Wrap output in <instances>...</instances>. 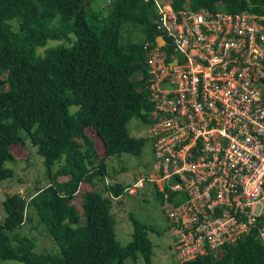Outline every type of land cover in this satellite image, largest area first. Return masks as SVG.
<instances>
[{
	"label": "trees",
	"instance_id": "trees-1",
	"mask_svg": "<svg viewBox=\"0 0 264 264\" xmlns=\"http://www.w3.org/2000/svg\"><path fill=\"white\" fill-rule=\"evenodd\" d=\"M170 2L175 11L187 6L264 14V0ZM154 17L152 0H109L102 9L90 6L89 0H0V182L13 177L5 167L15 160L10 147L24 146L26 140L43 159L48 180L28 198L5 195L0 260L125 264L126 259H142L152 264L149 234L156 232L134 214L128 215L131 240L122 246L116 239L111 209L122 204L128 185L106 183L98 190L96 184L108 177V158L140 156L147 142L145 137H131L127 125L136 119L148 126L146 58L151 48L147 44L155 45L158 37ZM125 26L138 29L144 40L121 42ZM71 35L74 42L69 47H45ZM87 129L96 133L101 154ZM85 185L90 189H83ZM77 196L81 212L72 204ZM155 196L158 202L162 199L157 189ZM34 218L42 234L54 242L56 254L40 252L38 239L22 231L26 223L34 231ZM257 225H264V219ZM170 264H264V242L254 229L235 245Z\"/></svg>",
	"mask_w": 264,
	"mask_h": 264
},
{
	"label": "built area",
	"instance_id": "built-area-1",
	"mask_svg": "<svg viewBox=\"0 0 264 264\" xmlns=\"http://www.w3.org/2000/svg\"><path fill=\"white\" fill-rule=\"evenodd\" d=\"M152 1L167 42L147 44L152 172L124 192H161L177 262L264 242V14Z\"/></svg>",
	"mask_w": 264,
	"mask_h": 264
},
{
	"label": "rangeland",
	"instance_id": "rangeland-1",
	"mask_svg": "<svg viewBox=\"0 0 264 264\" xmlns=\"http://www.w3.org/2000/svg\"><path fill=\"white\" fill-rule=\"evenodd\" d=\"M170 0H165L169 2ZM109 0H89V5L95 9L106 7ZM134 30V31H133ZM141 42L144 40L143 34L130 26L123 27L121 42L126 40ZM74 42V36H69L66 40L49 41L47 47H69ZM44 48L38 51L42 52ZM135 79H140L137 75ZM74 111L75 109H71ZM128 133L131 137H145L147 128L141 125L136 119H133L127 125ZM87 135L94 141V147L97 153L103 152V147L96 133L92 129L86 130ZM24 136V134H22ZM10 153L14 157V161L6 162L5 167L13 171V177L0 182V219L3 218V209L1 202L7 194H20L28 198L32 195L36 188L46 186L48 180L45 176V168L42 165V158L36 153V148L32 147L26 140L25 145H17L10 147ZM56 168V167H55ZM106 171L108 177L105 183H97L98 190H104L106 183L113 185L121 183L129 185L139 178L148 177L152 172V153L150 141L147 140L140 156L122 155L119 158L110 157L106 160ZM67 177H59V181H65ZM83 189H90L88 185L82 186ZM160 199V198H159ZM80 198L77 196L72 200V204L81 212L79 204ZM121 205L113 204L111 213L115 216L116 226L115 233L117 241L122 245H126L131 240L132 228L128 219L129 213L134 214L139 221L152 227L156 233H150L149 238L154 244L152 264H170L176 261L173 238L167 230V220L164 214L163 206L160 201L156 200L155 189L149 185H144L141 189L124 197ZM35 227L34 231L30 230V226L26 223L23 226V232L27 235L35 236L38 239V247L41 252L55 253L57 247L54 242L42 234V228L36 226L35 218L32 222ZM159 235H156V234ZM38 251V252H39ZM0 264H18L13 261H2ZM125 264H143L142 259L132 261L126 259Z\"/></svg>",
	"mask_w": 264,
	"mask_h": 264
},
{
	"label": "water",
	"instance_id": "water-1",
	"mask_svg": "<svg viewBox=\"0 0 264 264\" xmlns=\"http://www.w3.org/2000/svg\"><path fill=\"white\" fill-rule=\"evenodd\" d=\"M155 43H156L157 46H162L164 44L167 45V42H165V40L163 38H161V37H157L155 39Z\"/></svg>",
	"mask_w": 264,
	"mask_h": 264
}]
</instances>
